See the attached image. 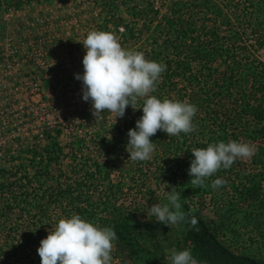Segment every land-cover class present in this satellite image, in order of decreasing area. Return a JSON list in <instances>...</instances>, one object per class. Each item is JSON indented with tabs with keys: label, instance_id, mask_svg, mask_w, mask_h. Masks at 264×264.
<instances>
[{
	"label": "trees",
	"instance_id": "trees-1",
	"mask_svg": "<svg viewBox=\"0 0 264 264\" xmlns=\"http://www.w3.org/2000/svg\"><path fill=\"white\" fill-rule=\"evenodd\" d=\"M123 1L93 0L105 10L97 30L114 32L129 50L141 52L139 41L157 47L149 53L166 71L152 95L195 104L196 131L170 137L158 131L150 138L155 144L151 159H129L128 132L143 115L141 100L139 110L128 106L129 119L113 137L101 126L84 128L93 120L90 106L76 113L80 125L74 130L59 122L41 130L34 145L20 143L18 134L8 140L0 146V264H41V240L61 218L73 214L114 226L118 240L111 253L113 264H149L145 257H158L162 242L179 233L180 249H191L200 264H264V253L237 252L229 237L224 240V235H242L250 224L264 239V170H237L234 162L207 178L201 188H193L189 175L194 148L229 140L264 142V62L259 59L264 49V0H199L191 8L177 2L156 27L159 12L147 8H135L126 23L117 13ZM28 3L31 0H0V12L20 11ZM164 45L172 48L171 57ZM17 53L11 56L14 66L22 56ZM253 158L264 165V148L258 147ZM218 178L226 184L213 189ZM138 179L142 186L147 180L176 186L188 222L171 229L146 220L141 199L133 196L131 183ZM191 217L198 221L195 227Z\"/></svg>",
	"mask_w": 264,
	"mask_h": 264
},
{
	"label": "rangeland",
	"instance_id": "rangeland-1",
	"mask_svg": "<svg viewBox=\"0 0 264 264\" xmlns=\"http://www.w3.org/2000/svg\"><path fill=\"white\" fill-rule=\"evenodd\" d=\"M198 1L124 0V7L117 13L129 23L135 8H147L151 12L158 10L153 24L156 27L170 15L172 5L182 2V6L191 4L188 7L191 8ZM119 4L121 3L118 2ZM184 9L187 11V7ZM104 11L93 0H31L20 11L0 12V146L8 144V140L15 139L17 134L20 136V143L34 145L41 130L59 122L70 130L80 125L76 113L81 108H92L91 101L83 100V82L76 79V74L84 73L83 58L86 49L82 42L91 30H97L102 25ZM149 18H152V14ZM137 48L149 60L153 57L149 51L157 49L142 41L137 43ZM163 50L168 57L172 56V48L168 45H164ZM18 51L22 52V56L20 59L16 58L18 61L14 66L11 56H16ZM259 59L264 62V49L259 52ZM92 119L90 125H84V128L101 126L113 137L129 116L125 113L123 118H116L115 113L105 111L101 119L96 121L94 116ZM9 128L12 131L4 134ZM66 134L69 140L70 134ZM244 143L251 144L255 154L258 147L264 148V142L257 145L244 139ZM253 157L254 155L237 159L235 169L257 172L264 170V165L254 163ZM131 184H134L133 196L138 194L141 199L146 220L157 222L155 217L148 218L146 211L154 204L166 203V191L170 192V188L157 180H147L145 186H142L140 179ZM239 216L243 217V213ZM253 226L250 224L248 230H242L240 236L224 235V240L229 237L227 241L232 242L237 252L264 253V239H259ZM170 228L175 229V225ZM182 245L181 233L171 235L162 242L163 252L158 257L146 256L144 262L170 264L167 257L172 250L181 251ZM118 264L133 263L119 260Z\"/></svg>",
	"mask_w": 264,
	"mask_h": 264
},
{
	"label": "clouds",
	"instance_id": "clouds-1",
	"mask_svg": "<svg viewBox=\"0 0 264 264\" xmlns=\"http://www.w3.org/2000/svg\"><path fill=\"white\" fill-rule=\"evenodd\" d=\"M119 36L111 31L91 30L82 44L86 49L83 58L84 73L76 74L82 81L83 100L91 101V112L95 120L107 111L123 118L128 106L143 109V115L136 121V127L128 132L126 150L133 161L152 158L155 144L150 139L158 131L168 136L196 131L193 120L198 112L195 104L165 97L163 100L152 95L157 90L161 74L166 65L145 58L144 53L121 46ZM142 107L137 108L139 101ZM189 175L193 188L206 187L205 181L221 168L228 169L237 159L250 158L255 149L249 143L229 140L209 143L206 148H194ZM226 184L224 179L212 182L218 189ZM166 191V203H157L148 208L147 215L157 222L174 226L188 222V213L182 210L181 193L176 186ZM193 227L198 223L191 217ZM118 240L113 227H104L89 221L81 215L61 218L54 229L49 230L41 240L38 254L41 264H113L111 255L114 242ZM170 264H200L191 249L172 250L167 257Z\"/></svg>",
	"mask_w": 264,
	"mask_h": 264
}]
</instances>
